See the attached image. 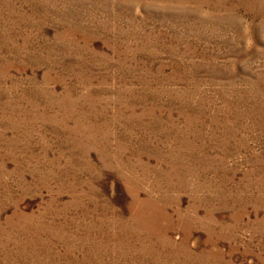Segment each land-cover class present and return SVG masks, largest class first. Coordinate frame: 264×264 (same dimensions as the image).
I'll use <instances>...</instances> for the list:
<instances>
[{"label": "rangeland", "instance_id": "obj_1", "mask_svg": "<svg viewBox=\"0 0 264 264\" xmlns=\"http://www.w3.org/2000/svg\"><path fill=\"white\" fill-rule=\"evenodd\" d=\"M0 264H264V0H0Z\"/></svg>", "mask_w": 264, "mask_h": 264}]
</instances>
